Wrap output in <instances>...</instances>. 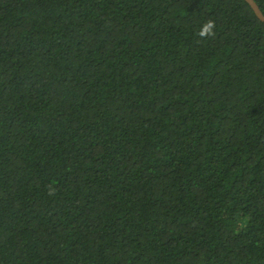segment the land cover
I'll return each instance as SVG.
<instances>
[{
  "label": "trees",
  "instance_id": "1",
  "mask_svg": "<svg viewBox=\"0 0 264 264\" xmlns=\"http://www.w3.org/2000/svg\"><path fill=\"white\" fill-rule=\"evenodd\" d=\"M0 264H264L245 0H0Z\"/></svg>",
  "mask_w": 264,
  "mask_h": 264
},
{
  "label": "clouds",
  "instance_id": "2",
  "mask_svg": "<svg viewBox=\"0 0 264 264\" xmlns=\"http://www.w3.org/2000/svg\"><path fill=\"white\" fill-rule=\"evenodd\" d=\"M214 29H215V21L210 19L201 26L197 34L201 38H208L210 36L215 35Z\"/></svg>",
  "mask_w": 264,
  "mask_h": 264
},
{
  "label": "water",
  "instance_id": "3",
  "mask_svg": "<svg viewBox=\"0 0 264 264\" xmlns=\"http://www.w3.org/2000/svg\"><path fill=\"white\" fill-rule=\"evenodd\" d=\"M247 2V4L250 6V8L252 9V11L254 12L255 16L262 22L264 23V15L261 12V10L259 9L258 5L256 4V2L254 0H245Z\"/></svg>",
  "mask_w": 264,
  "mask_h": 264
}]
</instances>
